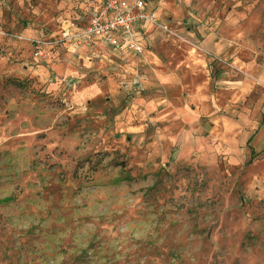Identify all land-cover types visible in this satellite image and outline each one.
Returning <instances> with one entry per match:
<instances>
[{
	"label": "rangeland",
	"instance_id": "rangeland-1",
	"mask_svg": "<svg viewBox=\"0 0 264 264\" xmlns=\"http://www.w3.org/2000/svg\"><path fill=\"white\" fill-rule=\"evenodd\" d=\"M75 6L0 0V264H264V0H154L141 55Z\"/></svg>",
	"mask_w": 264,
	"mask_h": 264
},
{
	"label": "built area",
	"instance_id": "built-area-1",
	"mask_svg": "<svg viewBox=\"0 0 264 264\" xmlns=\"http://www.w3.org/2000/svg\"><path fill=\"white\" fill-rule=\"evenodd\" d=\"M154 0H75L62 41L76 48L101 45L141 55L144 37L157 25Z\"/></svg>",
	"mask_w": 264,
	"mask_h": 264
},
{
	"label": "crops",
	"instance_id": "crops-1",
	"mask_svg": "<svg viewBox=\"0 0 264 264\" xmlns=\"http://www.w3.org/2000/svg\"><path fill=\"white\" fill-rule=\"evenodd\" d=\"M148 34H149V33H148ZM148 34H146V35H148ZM145 37H146V36H145ZM145 37H144V39H145ZM144 43H145V42H144ZM145 45H146V44H145ZM145 51H146V48H145ZM145 51H144V52H145Z\"/></svg>",
	"mask_w": 264,
	"mask_h": 264
}]
</instances>
